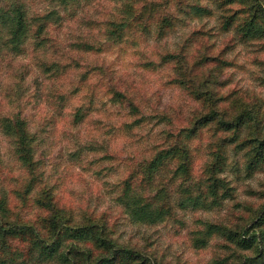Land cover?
Here are the masks:
<instances>
[{
	"label": "clouds",
	"instance_id": "clouds-1",
	"mask_svg": "<svg viewBox=\"0 0 264 264\" xmlns=\"http://www.w3.org/2000/svg\"><path fill=\"white\" fill-rule=\"evenodd\" d=\"M264 264V0H0V264Z\"/></svg>",
	"mask_w": 264,
	"mask_h": 264
},
{
	"label": "trees",
	"instance_id": "trees-1",
	"mask_svg": "<svg viewBox=\"0 0 264 264\" xmlns=\"http://www.w3.org/2000/svg\"><path fill=\"white\" fill-rule=\"evenodd\" d=\"M121 264H127V262L124 261L123 258H122V262H121Z\"/></svg>",
	"mask_w": 264,
	"mask_h": 264
}]
</instances>
